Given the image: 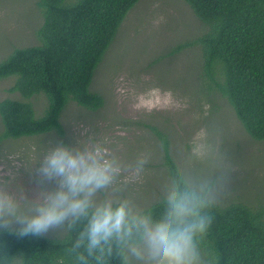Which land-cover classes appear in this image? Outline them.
Masks as SVG:
<instances>
[{"label": "rangeland", "instance_id": "obj_1", "mask_svg": "<svg viewBox=\"0 0 264 264\" xmlns=\"http://www.w3.org/2000/svg\"><path fill=\"white\" fill-rule=\"evenodd\" d=\"M41 23L37 0H0V63L17 49L39 45ZM205 29L183 0H140L94 72L90 91L103 99L102 108L90 112L70 102L60 116L62 136L53 132L0 140V179L24 187L31 197L41 187L33 163L48 147L103 141L125 161L148 155L140 180L129 183L124 194L149 206L168 177L154 127L166 137L177 167L226 175L217 205L264 208V141L252 140L227 102L205 89L199 76L200 46L174 51L197 40ZM13 82L0 80V100L18 98L6 92ZM31 103L42 115L45 97ZM2 133L0 123V139ZM45 237L62 238L51 233Z\"/></svg>", "mask_w": 264, "mask_h": 264}, {"label": "trees", "instance_id": "obj_2", "mask_svg": "<svg viewBox=\"0 0 264 264\" xmlns=\"http://www.w3.org/2000/svg\"><path fill=\"white\" fill-rule=\"evenodd\" d=\"M139 1L37 0L39 45L17 49L0 63V80L14 78L6 92L18 97L0 100V140L53 132L62 136L60 116L70 102L90 112L101 109L103 99L90 91L94 72ZM183 1L206 29L174 51L199 45L205 89L227 102L252 140L264 141V0ZM39 95L46 99L40 116L31 103ZM151 131L162 142L169 176L177 165L168 142L154 127ZM211 212L204 246L217 257L215 264H264V208L231 202L216 204ZM0 242L13 254L23 253L25 264H68L63 237L21 238L3 232Z\"/></svg>", "mask_w": 264, "mask_h": 264}, {"label": "clouds", "instance_id": "obj_3", "mask_svg": "<svg viewBox=\"0 0 264 264\" xmlns=\"http://www.w3.org/2000/svg\"><path fill=\"white\" fill-rule=\"evenodd\" d=\"M148 162L125 161L103 141L58 142L33 163L41 187L31 197L0 179V233L63 237L68 264H215L204 242L226 175L178 166L145 206L124 193ZM0 264L25 255L0 242Z\"/></svg>", "mask_w": 264, "mask_h": 264}]
</instances>
